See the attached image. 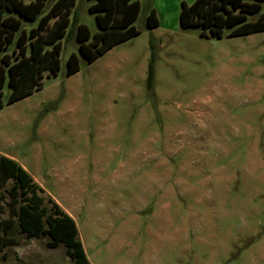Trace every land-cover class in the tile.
Returning a JSON list of instances; mask_svg holds the SVG:
<instances>
[{"label": "rangeland", "instance_id": "1", "mask_svg": "<svg viewBox=\"0 0 264 264\" xmlns=\"http://www.w3.org/2000/svg\"><path fill=\"white\" fill-rule=\"evenodd\" d=\"M136 1L137 36L90 64L63 38L55 77L10 104L4 86L0 155L73 217L90 264H264V32L201 37L179 25L194 0ZM93 3L71 10L91 35ZM151 9L158 26L147 29ZM71 53L79 70L66 76ZM9 236L18 244L0 264H71L46 238Z\"/></svg>", "mask_w": 264, "mask_h": 264}, {"label": "trees", "instance_id": "2", "mask_svg": "<svg viewBox=\"0 0 264 264\" xmlns=\"http://www.w3.org/2000/svg\"><path fill=\"white\" fill-rule=\"evenodd\" d=\"M264 0H194L180 4L179 25L182 29L198 28L201 37H235L264 32ZM75 0H0V109L2 89L10 88L6 103L22 99L41 88L44 73L55 77L60 67V40L75 39L79 55L87 64L94 62L115 45L139 34L132 23L140 13L138 1L94 0L88 12L95 14L98 31L91 35L88 27L71 17ZM257 15L254 20L248 16ZM71 17V20H70ZM35 23L26 31L23 23ZM147 29L158 26L156 13L151 9L146 17ZM71 26V27H70ZM68 27L70 28L67 31ZM147 66L146 88H153V41ZM79 70V58L71 53L66 60L65 75ZM6 207L10 217L0 219V252L18 242L9 235L13 230L28 239L46 238V247L63 248L71 264H90L79 240L73 219L43 191L31 176L13 159L0 155V190L7 181ZM4 199L0 195V202ZM48 203L50 206L48 207Z\"/></svg>", "mask_w": 264, "mask_h": 264}, {"label": "crops", "instance_id": "3", "mask_svg": "<svg viewBox=\"0 0 264 264\" xmlns=\"http://www.w3.org/2000/svg\"><path fill=\"white\" fill-rule=\"evenodd\" d=\"M69 215V214H68ZM72 219H73V217L71 216V215H69ZM73 221H74V219H73ZM74 223H75V225H76V222L74 221ZM77 227V226H76ZM83 247V246H82ZM84 250V249H83ZM86 255V254H85ZM87 257V256H86Z\"/></svg>", "mask_w": 264, "mask_h": 264}]
</instances>
